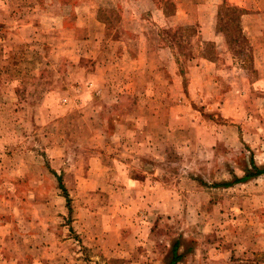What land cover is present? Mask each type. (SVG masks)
I'll use <instances>...</instances> for the list:
<instances>
[{"label": "rangeland", "instance_id": "1", "mask_svg": "<svg viewBox=\"0 0 264 264\" xmlns=\"http://www.w3.org/2000/svg\"><path fill=\"white\" fill-rule=\"evenodd\" d=\"M254 165L264 0H0V264H264Z\"/></svg>", "mask_w": 264, "mask_h": 264}, {"label": "trees", "instance_id": "2", "mask_svg": "<svg viewBox=\"0 0 264 264\" xmlns=\"http://www.w3.org/2000/svg\"><path fill=\"white\" fill-rule=\"evenodd\" d=\"M224 7H225L224 10H225L226 13H228V15H230L231 17H235L236 18V21H237L236 22V28L240 32L241 29H240V24L239 23H240V14H241L242 10H240L238 7L233 6V5H226ZM253 168H254V171H250V172L248 171L244 175V177H242V178L243 179H248L250 177H254V176H257L259 174H263L264 173V168H258L255 165L253 166ZM58 183H59V187L62 188V190L65 191V188L63 187V185L61 183L60 177H58ZM227 184L228 183H223V185H227ZM68 204H69V202H68ZM178 245H179L178 242H175L173 244L170 256L165 261V264H176L181 259V257L183 256V253H178V251H177L178 250Z\"/></svg>", "mask_w": 264, "mask_h": 264}, {"label": "crops", "instance_id": "3", "mask_svg": "<svg viewBox=\"0 0 264 264\" xmlns=\"http://www.w3.org/2000/svg\"><path fill=\"white\" fill-rule=\"evenodd\" d=\"M241 8H242V7H241ZM242 9H243V8H242ZM245 13H246V11L243 9L242 12H241V14H240V24H241V18H242V16L245 15ZM240 27H241V25H240ZM241 30H242V28H241Z\"/></svg>", "mask_w": 264, "mask_h": 264}]
</instances>
